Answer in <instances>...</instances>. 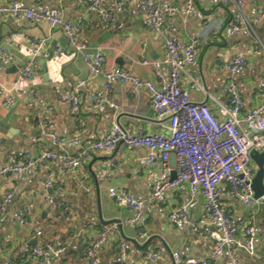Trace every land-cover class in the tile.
<instances>
[{"label":"crops","instance_id":"1","mask_svg":"<svg viewBox=\"0 0 264 264\" xmlns=\"http://www.w3.org/2000/svg\"><path fill=\"white\" fill-rule=\"evenodd\" d=\"M2 1H16L37 11L54 8L63 19L78 21V39L87 44L88 50L100 48L104 67L118 66L139 77L155 79L152 65L141 61H159L163 78L167 77L164 35L150 30L144 0H121L118 11L114 10L115 0H103V7L113 14L107 24L87 9L86 0ZM245 1L244 24L233 31L230 22L237 11L235 2L195 0L197 13L192 16L185 12L183 0H172L177 7L174 37L180 49L193 47L196 52V64L185 66L179 74L180 85L191 100H206L213 106L214 100L223 99V87L233 82L244 102L243 113L264 101V18L253 21L259 16L262 0ZM34 37L47 39L50 56L43 57L46 77L35 61L36 74L28 82L26 94H16L10 107L0 104V138L9 141L0 143L1 162L15 163L25 156L33 160L47 150L74 155L80 144L104 138L113 123L132 134L139 129L162 132L167 119L159 118L151 108L146 92L134 94L125 84L106 81L101 75L89 76L82 55L70 47L60 28L48 23L0 16V46L7 48L13 62L0 71V84L12 88L16 71L10 67L31 61L28 59L33 55ZM55 43L59 44L57 52ZM239 54L246 56V66L230 74L226 66ZM84 78L87 83L79 87L81 98L76 108L59 100V95L71 94ZM28 88L33 89V94ZM88 92H101L117 107L106 102L95 104ZM42 121L52 122L61 133L59 147H54L41 133ZM159 170L158 162L147 161L144 148L123 149L115 145L90 153L75 169L63 167L62 158L58 157L46 165L35 164L19 178L11 174L1 176L0 206L8 195L10 201L0 212V264L4 260L10 264H90L83 246L98 240L105 226L112 231L98 252L100 264H121L117 254L120 243L125 247L123 264H141L148 251L155 254L154 264H174L173 253L182 258L206 257L213 243L210 233L219 230V224L206 218L200 191L192 195L184 183L168 190L163 202L144 206L140 227L128 222L132 210L118 204L110 194L113 188L117 193L145 200ZM47 174L53 181L52 188L45 185ZM219 190L224 210L238 233L242 234L243 228L250 224L255 229L254 252L235 250L238 264H264V200L246 206L230 194L226 183ZM180 204L187 205L189 222L175 224L169 214ZM24 209L30 222L20 215ZM105 221L109 222L104 224ZM32 224L41 231L39 235L31 234ZM141 230L147 233L146 237L140 236ZM33 238L37 239L35 245L59 247L62 251L58 255L50 252L43 262L33 255L23 257L25 249L34 246L30 244ZM227 253L224 250L216 264H226Z\"/></svg>","mask_w":264,"mask_h":264},{"label":"built area","instance_id":"2","mask_svg":"<svg viewBox=\"0 0 264 264\" xmlns=\"http://www.w3.org/2000/svg\"><path fill=\"white\" fill-rule=\"evenodd\" d=\"M115 1L114 10L118 11L121 0ZM219 1L223 4L232 1L237 5V11L232 16L230 27L233 31H238L244 24L242 14L246 1ZM86 2L87 9L96 13L103 24L112 21L113 14L103 7V0H86ZM194 3L195 0H183L185 12L192 16L197 13ZM143 7L150 30L164 35L163 44L166 56L163 62L168 66L166 78H163L159 61H141L142 64L152 65L155 79L139 77L118 66L104 67V56L100 48L88 50L87 44L78 39V21L75 23L63 19L59 11L54 8L37 11L16 1L3 2L0 0V16L20 17L33 23H48L50 26L60 28L70 47L82 55L89 76L101 75L106 81L113 80L125 84L128 91L134 94L139 91L146 92L151 108L157 112L159 118L167 119L162 132H146L139 129L132 134L118 123H113L104 138L80 144L78 152L74 155H62L55 150H47L33 160L25 156L15 163L0 161V177L11 174L14 178H19L35 164L46 165L58 157L62 158L63 167L75 169L90 153L104 151L115 145L123 149L144 148L147 161L160 164L157 180L151 187L149 196L145 200H140L129 193H117L115 189H110V194L118 204L126 205L132 210L128 222L140 227L144 206L163 202L168 190L184 183L192 195L198 191L201 192L205 200L203 210L206 218L217 222L219 230L210 233L213 243L206 257L182 258L178 253H173V263L216 264L222 252L227 250L226 264H238L235 250L243 249L248 254H253L256 233L251 224L243 228L242 234L238 233L239 229L230 223L224 210L219 187L222 183H226L230 194L246 206L264 200V192L259 198L253 196L251 180L256 166L249 155V151L253 148L259 151L264 149V101L243 113L244 102L233 82L223 87V99L214 100L213 106L206 100H191L188 91L180 85L179 74L185 66L195 65L197 58L193 47L180 49V44L174 37L177 31L174 20L177 7L172 0H144ZM262 18H264V0L259 8V16L254 17L253 21L257 22ZM166 33L169 35H165ZM32 44L33 55L50 56L46 38L34 37ZM54 50L59 51L58 43H55ZM12 63V57L7 48L0 46V71ZM246 63V56L239 54L233 56L226 67L230 74H235L241 71ZM36 70L37 63L31 60L17 69L12 88L0 84V104L10 107L15 102L16 94H26L28 82L34 77ZM86 83L87 78L81 79L71 94H61L58 97L59 100L76 108L81 98L79 87ZM107 88H110L109 84ZM28 91L33 94L32 88H28ZM87 96L95 104L106 102L111 107H117L101 92H88ZM40 131L50 139L54 147L61 145V133L52 122L42 121ZM262 180L264 186V164ZM45 185L47 188L53 187L49 174L46 175ZM9 201L10 195L5 198V203ZM5 203L0 206V212L6 208ZM186 206V204H180L170 212L169 218L173 223L189 222ZM20 215L25 222H30L26 209L22 210ZM197 225L195 223L194 228H197ZM30 231L35 236L41 233L33 224L30 226ZM111 231V227H103L98 240L83 246V254L87 262L100 264L98 252ZM140 236L146 237L147 233L141 230ZM61 251L59 247L34 245L25 249L22 256L33 255L43 262L50 252L58 255ZM117 254L123 264L126 256L123 243L119 244ZM154 260L155 254L148 251L141 264L148 262L154 264ZM1 264H10V262L4 260Z\"/></svg>","mask_w":264,"mask_h":264},{"label":"water","instance_id":"3","mask_svg":"<svg viewBox=\"0 0 264 264\" xmlns=\"http://www.w3.org/2000/svg\"><path fill=\"white\" fill-rule=\"evenodd\" d=\"M28 60L36 61L40 66V73H42L44 75V77H46V60L43 57H41L39 55H31ZM22 65H23V62L12 65L10 67V70L11 71H17V69L19 67H21ZM4 127L9 129L8 126H4ZM7 142H9L8 139L0 138L1 144L7 143ZM249 155H250L253 163L256 166V170H255L254 175H253L252 180H251V186L253 189V196L255 198H259L260 196H262V194L264 192V186H263V180H262L263 164H264V149L259 151V150H256L253 148L249 151ZM173 175L174 174L172 173V177H173ZM98 217L100 218V216H98ZM109 221H111V220H109ZM109 221H105L103 223L106 224ZM36 243H37V239L33 238L31 240L30 244L35 245Z\"/></svg>","mask_w":264,"mask_h":264},{"label":"trees","instance_id":"4","mask_svg":"<svg viewBox=\"0 0 264 264\" xmlns=\"http://www.w3.org/2000/svg\"><path fill=\"white\" fill-rule=\"evenodd\" d=\"M20 259H23V257H20Z\"/></svg>","mask_w":264,"mask_h":264}]
</instances>
